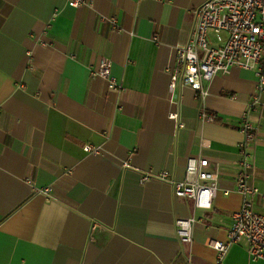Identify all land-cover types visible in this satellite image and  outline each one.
I'll return each instance as SVG.
<instances>
[{
	"label": "crops",
	"instance_id": "0c3cea01",
	"mask_svg": "<svg viewBox=\"0 0 264 264\" xmlns=\"http://www.w3.org/2000/svg\"><path fill=\"white\" fill-rule=\"evenodd\" d=\"M80 1L0 0V264H264L244 240L223 259L209 245L228 241L242 208L235 175L255 72L216 75L205 98L169 92L177 49L208 0ZM106 59L109 80L99 75ZM247 119L264 214V97ZM198 156L220 172L210 210L156 178L182 181ZM192 216L201 221L183 243L175 222Z\"/></svg>",
	"mask_w": 264,
	"mask_h": 264
},
{
	"label": "built area",
	"instance_id": "2783aa9c",
	"mask_svg": "<svg viewBox=\"0 0 264 264\" xmlns=\"http://www.w3.org/2000/svg\"><path fill=\"white\" fill-rule=\"evenodd\" d=\"M80 0H70V5L79 7ZM195 23L191 37L185 47L177 49V61L171 71L169 92L174 97L182 86H188L197 95L205 98L208 90L205 83L218 74H228L234 67L252 70L257 76V85L248 111L244 114L242 131L245 140L239 145L240 159L237 162L238 173L235 175L236 191L242 195L243 204L240 211L231 216L226 243L215 240L209 245L216 249L223 259L230 247L244 240L248 246L249 256L253 261L264 262V214L255 210L254 197L259 189L251 184L253 164L249 153L250 145L256 139L255 128L248 121L249 111L258 108L264 97V0H208L195 9ZM115 19L113 23L115 24ZM211 34L215 39L212 41ZM158 38L155 37V41ZM182 66V70L179 67ZM111 60H103L99 75L110 78ZM111 88H116L114 83ZM171 119H178L173 113ZM212 116L205 110L201 120H211ZM209 148L208 142L202 144ZM87 153H99V148L86 145ZM210 161L202 156L187 160L186 176L182 181H173L169 171H162L156 178L173 184L178 198L190 199L196 209L210 210L218 189L219 170L210 171ZM151 174H146L142 182L149 181ZM51 187L41 192L48 195ZM229 194L228 191L225 192ZM201 219L194 216L176 220V232L183 243H192L193 231Z\"/></svg>",
	"mask_w": 264,
	"mask_h": 264
}]
</instances>
